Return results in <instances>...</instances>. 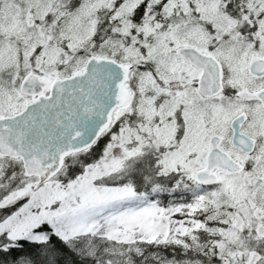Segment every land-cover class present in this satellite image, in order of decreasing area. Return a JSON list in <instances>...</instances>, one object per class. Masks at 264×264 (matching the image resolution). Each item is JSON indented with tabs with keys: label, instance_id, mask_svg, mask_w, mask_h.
<instances>
[{
	"label": "snow or ice",
	"instance_id": "obj_1",
	"mask_svg": "<svg viewBox=\"0 0 264 264\" xmlns=\"http://www.w3.org/2000/svg\"><path fill=\"white\" fill-rule=\"evenodd\" d=\"M0 264H264V0H0Z\"/></svg>",
	"mask_w": 264,
	"mask_h": 264
}]
</instances>
